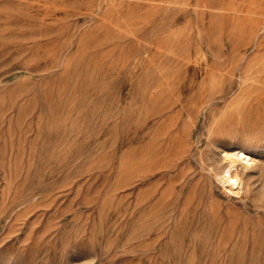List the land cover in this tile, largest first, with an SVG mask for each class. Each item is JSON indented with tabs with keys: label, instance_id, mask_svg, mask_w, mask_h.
Instances as JSON below:
<instances>
[{
	"label": "rangeland",
	"instance_id": "obj_1",
	"mask_svg": "<svg viewBox=\"0 0 264 264\" xmlns=\"http://www.w3.org/2000/svg\"><path fill=\"white\" fill-rule=\"evenodd\" d=\"M263 62L264 0H0V264H264Z\"/></svg>",
	"mask_w": 264,
	"mask_h": 264
},
{
	"label": "bare ground",
	"instance_id": "obj_2",
	"mask_svg": "<svg viewBox=\"0 0 264 264\" xmlns=\"http://www.w3.org/2000/svg\"><path fill=\"white\" fill-rule=\"evenodd\" d=\"M257 63H259V62H257ZM224 157L228 158V160H229L231 165L229 164L230 167L226 168L227 169L226 172L223 173V174H220L219 178H222V183H223L224 187L228 189V192L239 194V190L241 189L242 183L240 185V178L238 177L239 174H237L238 170H235V171H233V173H230L231 167H233V168L235 167V162L237 160H241L242 161L241 164H243V162H245V163L248 162L249 163V161L252 158L249 157L248 155H246L243 151L237 150V149H235V151L232 152V153L231 152L230 153H226V155H224ZM227 166H228V164H227ZM214 175H215V173H214ZM228 181H230V182L228 183Z\"/></svg>",
	"mask_w": 264,
	"mask_h": 264
}]
</instances>
